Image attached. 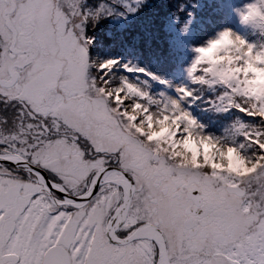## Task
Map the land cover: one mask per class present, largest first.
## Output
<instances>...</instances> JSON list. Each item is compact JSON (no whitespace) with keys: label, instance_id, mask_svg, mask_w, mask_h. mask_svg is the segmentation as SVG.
<instances>
[{"label":"snow or ice","instance_id":"obj_1","mask_svg":"<svg viewBox=\"0 0 264 264\" xmlns=\"http://www.w3.org/2000/svg\"><path fill=\"white\" fill-rule=\"evenodd\" d=\"M0 264H264V0H0Z\"/></svg>","mask_w":264,"mask_h":264}]
</instances>
